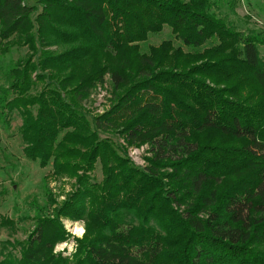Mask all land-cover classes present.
Here are the masks:
<instances>
[{
    "label": "trees",
    "instance_id": "obj_1",
    "mask_svg": "<svg viewBox=\"0 0 264 264\" xmlns=\"http://www.w3.org/2000/svg\"><path fill=\"white\" fill-rule=\"evenodd\" d=\"M234 7L0 0V56L26 49L0 88V123L16 113L24 157L74 180L59 203L46 190L23 241H0V264H264V31L241 30ZM164 27L182 46L142 53ZM106 78L111 106L90 116ZM102 134L147 146L145 165ZM62 219L85 225L71 257L54 252L70 238Z\"/></svg>",
    "mask_w": 264,
    "mask_h": 264
},
{
    "label": "rangeland",
    "instance_id": "obj_2",
    "mask_svg": "<svg viewBox=\"0 0 264 264\" xmlns=\"http://www.w3.org/2000/svg\"><path fill=\"white\" fill-rule=\"evenodd\" d=\"M29 5L35 0H26ZM234 11L239 28H255L264 31V0H235ZM164 40H171L175 47L182 46L172 36L168 27L155 36H150L145 43L140 44L142 53H147L148 48L156 46ZM214 43H206L211 46ZM48 50H55L49 47ZM26 54L25 48L13 47L6 55L0 56V88L9 86L8 68L10 63L19 60ZM260 55L264 61V46L260 49ZM1 92V91H0ZM112 96L108 78L103 85H99L89 95L85 106L90 116L100 115L111 106ZM21 119L14 113L10 124L6 127L0 123V217L13 221V226H0V241L19 242L23 241L27 230L32 226L33 219L48 212L46 203V190L61 202L65 194L72 188L74 180L66 177L59 179L50 177V169L40 168L38 163L30 162L23 155L24 144L18 133ZM110 138L118 146L126 149L128 158L136 166H144V157H149L148 147H126L122 139L116 136L101 135V138ZM100 165L96 164L90 173L96 181L102 180ZM62 224L70 238L56 245L54 252L63 257H71L77 250L76 239H81L73 234L75 229L85 225L82 221L62 219ZM85 235V233H84ZM83 235V237H84ZM67 243V247H65ZM5 252L12 251L10 247L3 248ZM71 249V250H70ZM15 254V251H12ZM0 256V260H1Z\"/></svg>",
    "mask_w": 264,
    "mask_h": 264
},
{
    "label": "clouds",
    "instance_id": "obj_3",
    "mask_svg": "<svg viewBox=\"0 0 264 264\" xmlns=\"http://www.w3.org/2000/svg\"><path fill=\"white\" fill-rule=\"evenodd\" d=\"M84 233H85V229L83 227H80V228L75 229L73 231V234L76 235V236H78L79 238H83ZM64 246L67 247L68 246L67 243H65Z\"/></svg>",
    "mask_w": 264,
    "mask_h": 264
}]
</instances>
